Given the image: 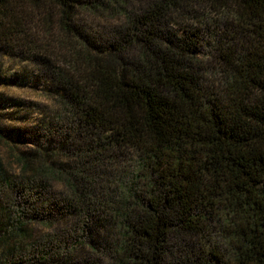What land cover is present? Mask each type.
I'll use <instances>...</instances> for the list:
<instances>
[{"label":"trees","instance_id":"trees-1","mask_svg":"<svg viewBox=\"0 0 264 264\" xmlns=\"http://www.w3.org/2000/svg\"><path fill=\"white\" fill-rule=\"evenodd\" d=\"M26 43L69 126L26 170L98 261L264 264V0H0ZM1 210L5 238L39 221Z\"/></svg>","mask_w":264,"mask_h":264},{"label":"rangeland","instance_id":"rangeland-1","mask_svg":"<svg viewBox=\"0 0 264 264\" xmlns=\"http://www.w3.org/2000/svg\"><path fill=\"white\" fill-rule=\"evenodd\" d=\"M88 22L92 26V20ZM101 24L104 28L110 25ZM26 46L11 50L0 45V164L9 179L8 185L0 182V213L6 208L14 216L34 214L39 221L26 223L22 236L5 238V228L0 230V264L8 263L2 256L9 249L14 253L12 264H102L84 242L81 222L65 209L61 185L48 179L39 190L32 185L33 170H26V162L38 158L48 146L52 150L50 141L54 143L69 127L55 115L49 86L38 77L31 62V45ZM95 232L101 243L103 228ZM44 242L49 245L42 247Z\"/></svg>","mask_w":264,"mask_h":264}]
</instances>
